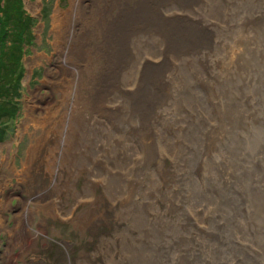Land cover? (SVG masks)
<instances>
[{
	"label": "rangeland",
	"instance_id": "obj_1",
	"mask_svg": "<svg viewBox=\"0 0 264 264\" xmlns=\"http://www.w3.org/2000/svg\"><path fill=\"white\" fill-rule=\"evenodd\" d=\"M101 1L21 0L32 37L18 94L0 92V264H264V0H166L152 25L118 0L105 21L136 19L124 32L121 17L119 51ZM86 28L78 69L63 46Z\"/></svg>",
	"mask_w": 264,
	"mask_h": 264
},
{
	"label": "bare ground",
	"instance_id": "obj_2",
	"mask_svg": "<svg viewBox=\"0 0 264 264\" xmlns=\"http://www.w3.org/2000/svg\"><path fill=\"white\" fill-rule=\"evenodd\" d=\"M142 2H141V13H140V16H141V18H142V24H145L146 22H152L151 23V25L152 24H154V21L155 20H152L151 18H150V13H152V11H155V9H157V6L159 5L160 6V9H161V6L164 4V2L166 1V0H141ZM174 2L176 1V0H173ZM182 1V0H181ZM167 4V3H166ZM168 5V4H167ZM169 6V5H168ZM171 6H173V5H171ZM112 8H119V5H118V0H102L101 1V3H100V6H98L95 10V12L97 13V14H99L100 16H101V18H102V20L104 19V21H105V19H106V17L108 16V12L112 9ZM173 8V7H172ZM176 9V8H175ZM74 10V9H73ZM119 11H118V15H117V17L119 18V20L117 21V22H106L105 21V23H104V27H101L99 30L101 31V33H100V38H102V39H104V43H106L107 41H109V42H112V43H114V44H116V50H118L119 51V48H120V43L118 44V41H120L119 39H118V36H119V34H120V32H119V26H120V19H121V17L122 16H124L125 15V12L126 11H124V12H122V13H120L121 11H120V9H118ZM123 11V10H122ZM162 11H163V9H162ZM167 12V11H166ZM169 13H172V15L171 16H173V17H171V18H173L174 19V21L175 20H179L180 18L179 17H181V16H183L185 19L187 18V16L185 15V14H183V13H177L178 11H177V9H176V13H175V11L174 10H170L169 9V11H168ZM68 13V12H67ZM75 13V15L73 16V21L72 22H75V23H77L78 22V20L79 19H83V21L82 22H87V21H89V15L90 14H88V13H86V12H83V13H77V12H74ZM127 13V21H126V19L123 21V23H125V27H124V32L126 31V28H128V27H130L131 25H133V21H136V19L135 18H133L130 22H128V20H129V15H128V12H126ZM167 15H170V14H168V13H166ZM66 15H68V14H66ZM161 15V14H160ZM166 15V16H167ZM70 16V15H69ZM82 16V17H81ZM81 17V18H80ZM157 19V18H156ZM98 21H100V19H96V22H98ZM161 22V21H160ZM54 23H55V20H54ZM53 23V24H54ZM101 23V22H100ZM170 23V22H169ZM88 24V23H87ZM171 24L173 25V22H171ZM148 26V25H147ZM156 26V25H155ZM168 26V25H167ZM93 29H94V27H92ZM173 28V32H174V29H176V28H178V26L176 27V26H173L172 27ZM72 30H73V28H72ZM71 30V31H72ZM62 32V31H61ZM97 32V31H96ZM57 34V33H56ZM78 34V33H77ZM77 34H76V38H75V40H73V42L71 41L70 42V44L68 45V46H63V50H66V51H68V56H69V58H70V60L71 61H73V59H74V64L78 67V69L79 68H81V66H82V64H77L78 63V61L79 62H81V61H85V53H86V49L89 47V38H91V36L92 35H94L93 33H92V30L90 29V33H89V35H88V29L86 28L85 29V33L84 34H82V40H79L80 38L77 36ZM66 35V34H65ZM64 35V36H65ZM72 35H74L73 33H71V35L70 36H72ZM69 35H66L65 37H68ZM69 36V38L68 39H71V37ZM58 37V36H57ZM89 37V38H88ZM61 39V38H60ZM62 39H64V38H62ZM108 42V43H109ZM109 45V44H108ZM87 47V48H86ZM112 48V47H111ZM96 49V48H95ZM107 50V49H106ZM118 51L116 52V53H114L113 55H110V56H108V55H105L104 54V52L102 53V52H100V55H101V57L103 58V57H105L106 56V58H107V60L108 61H110V60H113V62L114 61H116V65H118V64H120V62H119V60H117V59H119V53H118ZM107 53V52H106ZM108 54V53H107ZM99 55V56H100ZM66 57V56H65ZM106 62V61H105ZM112 62V63H113ZM67 63V62H66ZM73 64V63H72ZM75 66V67H76ZM118 67H120V66H118ZM82 69V68H81ZM81 71V70H80ZM117 71V70H116ZM78 72H79V70H78ZM77 72V73H78ZM73 73V72H72ZM105 73H106V76H107V79H106V81H107V83L103 86V87H108V85H110V83L111 84H115V80H114V78H112V76L113 75H115V72H114V74L113 75H110L107 71H105ZM104 73V74H105ZM69 74V73H68ZM70 75V74H69ZM93 77V76H92ZM115 77H116V75H115ZM69 79V78H68ZM71 79V78H70ZM75 79H76V77H75ZM77 80V79H76ZM90 80V79H89ZM88 80V81H89ZM95 80V79H94ZM78 81V80H77ZM76 81V82H77ZM100 82H101V80H100ZM99 84V83H98ZM118 85V84H117ZM115 86H116V84H115ZM100 88V87H99ZM97 89H98V87H97ZM95 89V87H94V93L92 94V97L93 98H95L96 100H100V99H102V93L101 92H103V90H105V89H103L102 90V88L101 89ZM113 91V90H112ZM89 99H90V97H89ZM93 102V101H92ZM99 102V101H98ZM93 105V104H92ZM100 106V109H101V107H103L104 105H103V100H101V104L99 105ZM96 107H98V106H96ZM96 107H94L95 109H96ZM71 113V112H70ZM70 115H72V114H70ZM72 117V116H71ZM35 122H36V124H40V123H42V121H38V119H36V118H32ZM44 119H46V118H44ZM43 119V120H44ZM73 119V118H72ZM85 122V121H84ZM85 124V123H84ZM84 124H83V126H84ZM59 125V124H58ZM77 126V125H76ZM67 128V127H66ZM71 129V128H70ZM68 132H69V130H68ZM71 133H72V129H71ZM79 133V132H78ZM68 134V133H67ZM70 135V134H69ZM72 139V138H71ZM68 140H70V139H68ZM68 143V142H67ZM71 144V143H70ZM72 152H74L76 149H75V147H74V145H71L70 146V148H69ZM68 151V150H67ZM6 163V165H7V162H5ZM12 165V164H11ZM9 169H11L10 167H9ZM13 170V169H12ZM11 170V171H12ZM24 230H22V232H20L19 233V241H24L23 243L26 245V243H30V235H29V233H28V231H27V229L24 227L23 228ZM12 233L14 234V237H16V231H14V230H12ZM18 241V242H19ZM17 242V243H18ZM28 245V244H27ZM15 260V258L13 257V258H11V262H12V264H14L13 263V261Z\"/></svg>",
	"mask_w": 264,
	"mask_h": 264
},
{
	"label": "trees",
	"instance_id": "obj_3",
	"mask_svg": "<svg viewBox=\"0 0 264 264\" xmlns=\"http://www.w3.org/2000/svg\"><path fill=\"white\" fill-rule=\"evenodd\" d=\"M31 17L22 9L21 0H2L0 4V92L6 80L13 82L17 95L22 73L21 53L23 45L30 42ZM10 70V71H9ZM9 71V72H8ZM5 73V75L3 74ZM0 99L5 100L2 94ZM9 100V98H8ZM12 112V111H10Z\"/></svg>",
	"mask_w": 264,
	"mask_h": 264
}]
</instances>
